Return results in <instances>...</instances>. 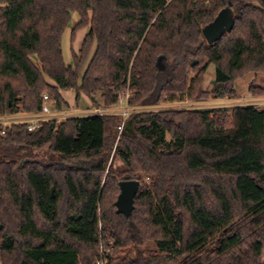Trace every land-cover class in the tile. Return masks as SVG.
I'll return each instance as SVG.
<instances>
[{
    "label": "trees",
    "instance_id": "trees-1",
    "mask_svg": "<svg viewBox=\"0 0 264 264\" xmlns=\"http://www.w3.org/2000/svg\"><path fill=\"white\" fill-rule=\"evenodd\" d=\"M228 5L234 28L208 44L203 27ZM73 13L72 39L90 28L67 64ZM250 71L263 74L251 94L264 95V0H0V114L37 112L44 94L70 107V89L79 106H111L126 89L133 106L236 98ZM122 121L0 133L2 263L93 264L113 239L108 264H264V105L134 112L120 130ZM125 178L140 181L130 216L116 206Z\"/></svg>",
    "mask_w": 264,
    "mask_h": 264
},
{
    "label": "rangeland",
    "instance_id": "rangeland-1",
    "mask_svg": "<svg viewBox=\"0 0 264 264\" xmlns=\"http://www.w3.org/2000/svg\"><path fill=\"white\" fill-rule=\"evenodd\" d=\"M80 16L78 13H73L72 15V21L71 25L66 29L65 33L63 34L62 38V48H63V55L64 59L67 64L72 63V51L75 50L76 52H79L82 44L84 42V39L89 31V26L78 28L75 31V34L73 36L74 39H72V32L74 26L79 22ZM33 59L37 62L36 57H33ZM38 63V62H37ZM162 65H165L166 63L164 61L161 62ZM195 73V72H194ZM214 79V66L211 65V67L208 70V76L206 80V85L211 88L212 87V80ZM263 81V74L262 73H256L254 71L247 72L243 77H240L236 81V89L238 96L236 98H209L207 100L203 101H189L182 95H178L175 101L170 102H163L155 106H144V105H137L136 112L140 111H153V110H163V109H204V110H211V109H226L228 113H231L233 108L238 105H256V106H263L264 105V95L262 96H253L250 91L251 85H261ZM126 92L131 91L129 89L125 90ZM66 101L69 102L70 107L63 106V110L69 111V110H86L89 107H94L92 105L88 104V101H85V103H81L83 105L79 106L78 102L76 101V91L73 89L62 91ZM49 105L53 108L54 102L49 101ZM100 106H104L102 103ZM32 111H28L24 108H19V118H29L28 113ZM75 115L77 114H85L84 111H77L74 112ZM61 119V118H60ZM114 159V163L116 165H120L121 162L119 158L115 155V152L113 151V154L111 156V161ZM114 245V240L110 239L105 241V239H102L99 245V253L95 256L93 260V264H108L110 261V255H112V246ZM151 247L155 248V244L152 243ZM0 264L2 263L1 256H0Z\"/></svg>",
    "mask_w": 264,
    "mask_h": 264
},
{
    "label": "built area",
    "instance_id": "built-area-1",
    "mask_svg": "<svg viewBox=\"0 0 264 264\" xmlns=\"http://www.w3.org/2000/svg\"><path fill=\"white\" fill-rule=\"evenodd\" d=\"M130 92L121 91L119 93V101L111 106H94L89 107L86 110H69L65 111L63 109L52 108L49 105V95L44 94V104L41 110L37 112H30L26 115L29 118H19V113L16 111L15 113L9 114H0V133L5 134L7 127L13 124L19 123H27L28 129L30 131H35L39 128L42 121L58 119L63 120L71 117H85V116H93V115H106V114H118L122 116V124L119 126V129L122 130L124 122L126 119L134 112H136V107L129 103ZM84 111L85 114H77L74 112ZM61 118V119H60Z\"/></svg>",
    "mask_w": 264,
    "mask_h": 264
},
{
    "label": "water",
    "instance_id": "water-1",
    "mask_svg": "<svg viewBox=\"0 0 264 264\" xmlns=\"http://www.w3.org/2000/svg\"><path fill=\"white\" fill-rule=\"evenodd\" d=\"M235 12L231 5L221 9L217 16L203 27V36L208 44L215 43L235 26ZM196 63V61H194ZM140 181L125 178L120 181V194L116 201L117 212L130 216L135 207V198L139 192ZM2 225H0V229Z\"/></svg>",
    "mask_w": 264,
    "mask_h": 264
}]
</instances>
